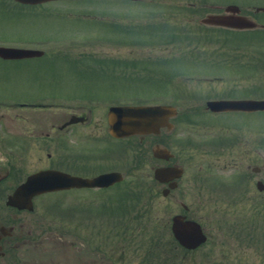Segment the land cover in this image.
I'll use <instances>...</instances> for the list:
<instances>
[{
	"label": "flooded vegetation",
	"instance_id": "flooded-vegetation-1",
	"mask_svg": "<svg viewBox=\"0 0 264 264\" xmlns=\"http://www.w3.org/2000/svg\"><path fill=\"white\" fill-rule=\"evenodd\" d=\"M170 4L157 12L177 33L159 58L184 51L197 67L170 78H204L180 83L175 103L150 102L176 108L157 131L113 136L117 94L0 90V264H228L245 248L257 258L229 263L264 264V128L250 124L264 107L245 101L264 100V0ZM172 166L179 176H155ZM46 169L83 183L28 181ZM209 205L215 214L197 213Z\"/></svg>",
	"mask_w": 264,
	"mask_h": 264
},
{
	"label": "rangeland",
	"instance_id": "rangeland-1",
	"mask_svg": "<svg viewBox=\"0 0 264 264\" xmlns=\"http://www.w3.org/2000/svg\"><path fill=\"white\" fill-rule=\"evenodd\" d=\"M127 1L55 0L29 6L16 4L10 0H0V45L21 48L39 46L45 48L46 50H44L47 52L42 57L36 56V58L14 60L0 58V90L6 89L23 95H33L40 91L48 92L52 89H55L57 93L64 94L87 93L88 91L90 95L105 93L108 95L118 94L123 98H136L137 96V100L143 101L147 100L152 93V95H156L157 92L166 91L162 79L152 77L146 80L137 79L138 76L135 74H143V67L135 72L134 69L132 70L135 73H133L135 79L115 80L117 74L114 72L116 65L113 59H117V61L133 59L132 62L136 61L139 66L144 63L156 62L158 59L155 57L157 52L154 55L153 52L145 48L146 46L141 49L139 42L142 41L135 40L134 34H132L131 27L134 20H128L124 16L126 9L129 11L128 17L130 12L137 13L139 11V15H144L147 22L155 21V24L159 25L155 12L152 13L157 9L158 2L153 1L149 5H145L141 2L142 0L133 1L134 3L131 2L132 0L129 1L131 3ZM201 1L204 4V0ZM198 4L201 2L194 3L195 6ZM203 14L200 13V15ZM124 26L127 27L124 28ZM130 35L133 38L131 39L133 42L131 44L133 45L132 55L127 52L129 46L124 45V41L128 42L126 39ZM159 44H155L154 48L159 47ZM202 49L203 46L200 45L196 54H199ZM123 61L118 63H123ZM192 62L193 60L189 62L179 60L164 62L162 60L160 66L156 65V68L150 69L149 74L159 76L158 73L162 72L173 75L178 69L194 70L197 65ZM103 66L104 73L99 76L97 69ZM131 68V66L128 67V69ZM50 75H53L54 84H50ZM104 78H109V80L102 81ZM171 85L173 86L168 85V95L171 96V99L179 98L176 94H181V91L178 90L180 84L177 80H173ZM136 93L139 94L133 95ZM250 124L252 127L264 128V112L251 115ZM124 147L127 148V145ZM141 169L145 170L143 167ZM182 181L185 182L184 179ZM145 182L149 183L146 180ZM171 206L173 208V205ZM155 210L157 211L156 208ZM215 212L216 206L214 205L202 209L198 207L197 211L200 214L210 213L208 215L215 214ZM213 214L212 216L216 217ZM253 251L247 248L230 251L227 253L228 264H230V258L244 259L245 261L246 258L247 261L256 259L257 255Z\"/></svg>",
	"mask_w": 264,
	"mask_h": 264
},
{
	"label": "water",
	"instance_id": "water-1",
	"mask_svg": "<svg viewBox=\"0 0 264 264\" xmlns=\"http://www.w3.org/2000/svg\"><path fill=\"white\" fill-rule=\"evenodd\" d=\"M19 1H26V2H33L39 0H19ZM35 52L32 51H22L18 49H6L0 48V55L1 56H25V55H32ZM161 112L160 106L158 107H151V106H125V107H114L109 115L111 130L114 134L117 135H125L130 132H136L137 130H148L151 124L156 122L157 117ZM56 178L57 174L52 173L50 174H42L40 178H34L33 180L36 181H45L47 182L49 179L53 180ZM32 180V179H31ZM50 186V185H49ZM49 188V187H48Z\"/></svg>",
	"mask_w": 264,
	"mask_h": 264
}]
</instances>
